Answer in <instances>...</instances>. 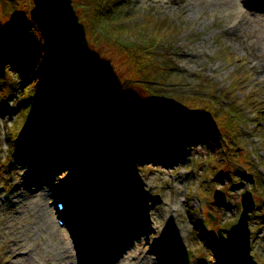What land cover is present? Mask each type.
<instances>
[{
	"label": "rangeland",
	"instance_id": "1",
	"mask_svg": "<svg viewBox=\"0 0 264 264\" xmlns=\"http://www.w3.org/2000/svg\"><path fill=\"white\" fill-rule=\"evenodd\" d=\"M118 1L129 19L141 23L151 15L175 28L152 37L161 39L156 73L139 75L106 39L94 4L72 0L88 48L60 69L64 78L88 82L109 111L99 108V120L166 137L193 122L190 135L180 144L170 139L176 149L163 159L124 150L120 139L91 135L88 114L69 119L64 108L39 99L25 106L19 69L1 58L0 264H231L217 229L237 221L245 189L255 200L250 252L264 264V0ZM31 7V0H0V24L18 28L21 37ZM238 70L245 78L239 88L232 76ZM247 91L257 94L254 110L243 101ZM176 95L189 102L176 106L169 100ZM203 101L218 126L211 118H186L183 109ZM58 148L71 150L66 161L57 159ZM216 189L226 196L224 206L213 202ZM59 200L69 227L58 223Z\"/></svg>",
	"mask_w": 264,
	"mask_h": 264
},
{
	"label": "trees",
	"instance_id": "2",
	"mask_svg": "<svg viewBox=\"0 0 264 264\" xmlns=\"http://www.w3.org/2000/svg\"><path fill=\"white\" fill-rule=\"evenodd\" d=\"M90 1L94 4L92 15L97 23L102 21L101 26L104 32H106V39L116 46L119 51L127 54L136 72L145 78L152 72L156 73L159 66L156 65L157 61L154 60L156 59L154 52L158 42L163 37L170 35L171 30L175 28H163V23H160L158 18L151 15H145L144 21L141 23L135 21L134 18L129 19L128 12L119 7L118 0ZM161 22L164 21L161 20ZM152 26H154L153 32L147 30L148 27ZM17 30L18 28L11 30L8 26L4 28L0 24V59L6 58L8 63L15 65L19 69L20 78L23 79V83L25 84L22 89V95L25 96L27 102L31 103L33 100L39 99L45 106L62 107L65 109L64 114L67 111L72 114L68 116L69 118L79 115L82 117L83 114H88L91 116L89 124L92 133L104 135L108 140L120 139L123 141L124 146L122 147H124V150L132 149L134 152L143 153L152 159L168 157L176 149L175 143L172 141H177L180 144L190 135L189 130L191 126H194L193 122L185 124L183 131H179L178 134H176V131L174 133L170 131V135L166 137L157 134L159 132L155 130L153 132H157L156 134H148L144 133L141 127L132 128L130 126L131 128H129L118 120L97 119L99 113L98 107L94 104L92 93L88 91V89H92L88 85V82L68 81L64 78L61 70L56 67L50 53L43 44L36 26L30 20L26 21L25 25L19 28L21 37H19ZM11 31H14V33L12 34ZM156 31H158L157 33L159 31L164 32V34L155 43L152 37ZM145 33L149 35L144 37L143 34ZM133 34L135 38L129 39V36ZM233 59L238 60V57H234ZM76 70L78 72L82 71L78 64H76ZM84 73L95 76L92 70L88 72L85 69ZM232 76H234L233 86L239 88V85L245 79L244 76L243 78L240 76L239 70L235 71ZM27 86L28 88H33L31 92L26 90ZM254 94L256 93L253 91H247L243 94L245 105L253 110L259 105L258 98L256 97L257 94ZM229 98H231L230 103L233 105L232 103L235 98ZM169 100L173 101L178 107H183L189 102L182 95H176L173 99ZM206 103L208 102L203 101L202 105H200L202 107L193 106L192 109H183L186 118H206L212 107V105ZM231 115L233 116L234 114ZM210 118L217 126L219 125L217 123L219 119L217 115L213 114L208 119ZM170 139L173 140L171 141Z\"/></svg>",
	"mask_w": 264,
	"mask_h": 264
},
{
	"label": "water",
	"instance_id": "3",
	"mask_svg": "<svg viewBox=\"0 0 264 264\" xmlns=\"http://www.w3.org/2000/svg\"><path fill=\"white\" fill-rule=\"evenodd\" d=\"M31 19L37 25L44 44L59 68L72 64L88 46L84 25L71 4V0H32ZM214 200L224 205L223 192L216 190ZM242 211L238 221L229 229H218V241L233 264H258L250 254L249 212L254 208L251 193L241 195ZM226 233V236L223 234Z\"/></svg>",
	"mask_w": 264,
	"mask_h": 264
},
{
	"label": "bare ground",
	"instance_id": "4",
	"mask_svg": "<svg viewBox=\"0 0 264 264\" xmlns=\"http://www.w3.org/2000/svg\"><path fill=\"white\" fill-rule=\"evenodd\" d=\"M85 35H86V32H85ZM86 39H87V35H86ZM83 52V51H82ZM82 52H81V54H82ZM78 57H79V55H78Z\"/></svg>",
	"mask_w": 264,
	"mask_h": 264
}]
</instances>
